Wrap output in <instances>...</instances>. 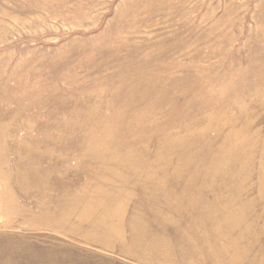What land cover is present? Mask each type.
<instances>
[{"label": "rangeland", "instance_id": "1", "mask_svg": "<svg viewBox=\"0 0 264 264\" xmlns=\"http://www.w3.org/2000/svg\"><path fill=\"white\" fill-rule=\"evenodd\" d=\"M0 264H264V0H0Z\"/></svg>", "mask_w": 264, "mask_h": 264}]
</instances>
